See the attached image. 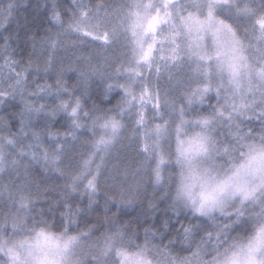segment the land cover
Masks as SVG:
<instances>
[{"label":"snow or ice","instance_id":"obj_1","mask_svg":"<svg viewBox=\"0 0 264 264\" xmlns=\"http://www.w3.org/2000/svg\"><path fill=\"white\" fill-rule=\"evenodd\" d=\"M0 264H264V0H0Z\"/></svg>","mask_w":264,"mask_h":264}]
</instances>
